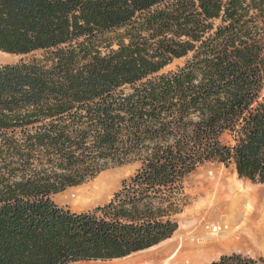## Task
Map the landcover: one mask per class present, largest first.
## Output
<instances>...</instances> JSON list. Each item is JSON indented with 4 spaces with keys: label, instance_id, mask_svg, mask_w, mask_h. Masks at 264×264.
Instances as JSON below:
<instances>
[{
    "label": "trees",
    "instance_id": "16d2710c",
    "mask_svg": "<svg viewBox=\"0 0 264 264\" xmlns=\"http://www.w3.org/2000/svg\"><path fill=\"white\" fill-rule=\"evenodd\" d=\"M0 51L39 52L0 65V264L150 248L177 229L184 179L205 162L264 184V0H0ZM127 163L94 209L55 202Z\"/></svg>",
    "mask_w": 264,
    "mask_h": 264
},
{
    "label": "bare ground",
    "instance_id": "6f19581e",
    "mask_svg": "<svg viewBox=\"0 0 264 264\" xmlns=\"http://www.w3.org/2000/svg\"><path fill=\"white\" fill-rule=\"evenodd\" d=\"M205 195L206 199L213 198L205 207L185 212L186 221L178 233L139 251L143 254L134 253L141 264H206L233 248L264 249L263 196L256 191H239L233 182L225 184V180L211 181ZM206 208L207 214L203 211ZM221 214L225 221L217 219ZM172 247L175 248L169 250Z\"/></svg>",
    "mask_w": 264,
    "mask_h": 264
},
{
    "label": "rangeland",
    "instance_id": "374dc122",
    "mask_svg": "<svg viewBox=\"0 0 264 264\" xmlns=\"http://www.w3.org/2000/svg\"><path fill=\"white\" fill-rule=\"evenodd\" d=\"M32 55L37 56L39 55V52H34L28 55H16L6 54L0 51V65L6 63H15L20 59H28ZM183 61L184 59L173 61L164 69V71L175 69ZM137 167V163L110 166L100 172L96 177L80 185L67 187L63 191L55 194L53 198L57 204L68 207L74 211H86L94 209L98 205L108 201L112 197L113 193L120 188L122 181L132 175ZM220 180H225V184H228V181L233 182L239 191H256L264 197V184L252 183L247 179L239 178L232 165L226 166L223 163H219L217 161L205 162L199 165L184 179V190L182 196L185 200V206L180 213L175 215L178 226L172 236L178 233L180 227L182 228L184 226L186 220L183 219V216L185 212L191 210L193 212L198 210L200 207H205L206 203H208V201L213 198L212 196H210L208 199L205 198L206 186L211 181ZM200 193L202 194L200 195ZM245 205H243V208H247ZM203 211L206 213L209 211V208H206ZM222 215L224 214H221L219 217L217 216V219L221 218L222 221L224 219ZM174 248L175 247H172L169 250H173ZM263 250L264 249H261L260 247L233 248L232 250H226L221 254L216 255L213 260H217L221 255L231 253H241L243 255L257 259L262 258L264 260ZM140 253L143 254V252H139L137 254L140 255ZM137 254L120 259H111L105 261H78L72 262L70 264H141L142 262L138 258L139 256ZM213 260L207 262L206 264H210Z\"/></svg>",
    "mask_w": 264,
    "mask_h": 264
}]
</instances>
